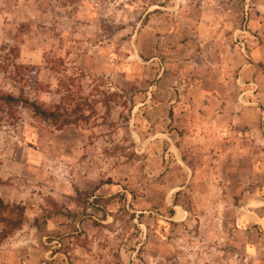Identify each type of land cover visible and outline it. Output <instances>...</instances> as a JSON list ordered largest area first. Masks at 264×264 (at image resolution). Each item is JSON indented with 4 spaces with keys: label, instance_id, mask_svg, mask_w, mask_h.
Instances as JSON below:
<instances>
[{
    "label": "rangeland",
    "instance_id": "1",
    "mask_svg": "<svg viewBox=\"0 0 264 264\" xmlns=\"http://www.w3.org/2000/svg\"><path fill=\"white\" fill-rule=\"evenodd\" d=\"M0 92L85 119L0 122V264H264V0H0Z\"/></svg>",
    "mask_w": 264,
    "mask_h": 264
},
{
    "label": "trees",
    "instance_id": "2",
    "mask_svg": "<svg viewBox=\"0 0 264 264\" xmlns=\"http://www.w3.org/2000/svg\"><path fill=\"white\" fill-rule=\"evenodd\" d=\"M116 95H109L108 102H113ZM26 108L31 110L33 116L41 120L50 122L57 129H62L67 125H76L78 121L85 119H73L71 105H64L61 102L51 106H46L36 100H32L23 92L18 96L10 93L0 92V122H9L12 125L18 122V109ZM1 114H3L1 116ZM2 181L0 180V185ZM27 221L25 207L19 204H9L0 198V242L10 237L19 230Z\"/></svg>",
    "mask_w": 264,
    "mask_h": 264
},
{
    "label": "crops",
    "instance_id": "3",
    "mask_svg": "<svg viewBox=\"0 0 264 264\" xmlns=\"http://www.w3.org/2000/svg\"><path fill=\"white\" fill-rule=\"evenodd\" d=\"M89 60H91V64L87 65L89 71H93L94 74H96L97 76H107L109 74L108 71L101 70L97 66H94L96 68L93 69L92 62L94 63V60L91 57L86 59V61H89ZM118 74L121 75V73H118ZM213 90H215L213 94V98H209L207 100L208 103L205 105V113L209 115L208 121H212V122H210L209 124H205L203 130L197 131L196 133L194 132L195 134L193 132H191L192 134L190 135L183 134L184 137L187 136V138L189 139H194L198 137L197 138V142H199L198 144L195 143V141L192 142V140L190 142L191 144H195L194 146L198 148H203L204 150L205 149L209 150L211 147L217 148L219 141L215 135V131H217L214 128L215 122L216 121L219 122V121H222L223 119H226L227 117H230V113L226 110V105L225 104L223 105V103H228L231 100V99H226V100L223 99V98H227L228 94L226 93L221 94V92L220 93L217 92L216 89H213ZM173 102L174 101H171L170 104H173ZM218 108H219V111H216L215 113L213 109H218ZM184 113H185V109H183V113L182 115L181 114L180 115L184 116ZM174 120L176 121V119Z\"/></svg>",
    "mask_w": 264,
    "mask_h": 264
}]
</instances>
